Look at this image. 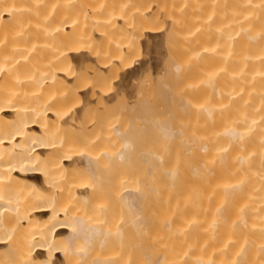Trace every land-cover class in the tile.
Masks as SVG:
<instances>
[{"label":"bare ground","instance_id":"obj_1","mask_svg":"<svg viewBox=\"0 0 264 264\" xmlns=\"http://www.w3.org/2000/svg\"><path fill=\"white\" fill-rule=\"evenodd\" d=\"M171 37L185 75L200 74L208 50L222 63L189 162L151 152L142 178L128 121L111 125L113 115L96 130L86 113L108 110L117 92L132 101L147 66L162 73ZM142 45L147 59H133ZM203 80L185 81L181 101ZM185 250L200 251L196 263ZM132 251L147 264H264V0H0V264L138 263Z\"/></svg>","mask_w":264,"mask_h":264},{"label":"rangeland","instance_id":"obj_2","mask_svg":"<svg viewBox=\"0 0 264 264\" xmlns=\"http://www.w3.org/2000/svg\"><path fill=\"white\" fill-rule=\"evenodd\" d=\"M139 2V1H138ZM141 2V1H140ZM141 4H142V2H141ZM140 4V5H141ZM139 5V4H138ZM214 29H216V28H214ZM213 28L211 29L212 30V33H210V35H209V33H208V38H210V40L208 39V38H206L205 39V41H203L205 44L204 45H206V47H208V48H210L209 50H212L213 51V49H216L215 48V45L217 44V45H219V43H218V41L220 40V38H219V40L216 38V37H214V35H213V30H214ZM215 31V30H214ZM155 32V30L152 32V33H149L148 34V36L150 35V34H156V33H154ZM208 32V31H207ZM212 34V35H211ZM214 34H216L215 32H214ZM157 35V34H156ZM155 35V36H156ZM206 35H207V33H206ZM216 38L215 40H216V42H214L215 40H214V38ZM152 35H150V37H149V39L147 38V40L145 41V43H151L152 42ZM164 38V37H163ZM172 39H174V40H172ZM214 41H213V40ZM177 38L176 37H171V39H170V41H169V43L167 42V41H165L164 39H162L161 40V52H162V55H163V59H164V65H163V71L161 70L160 72H162V73H157V75H155L153 72V70L150 68V66H147V70H146V73L145 74H143V76L139 79V81L137 82V83H135L134 85H133V88L135 89V92L131 89V91L132 92H130L131 94H132V98H133V100L132 101H130L131 102V104L132 105H130L129 103V101L127 102V104H126V99H125V95H124V93H122V92H117L115 95H114V102L115 103H113L111 106L113 107H111V106H109V109L108 110H106V111H104L103 112V110H102V108H101V111H100V113H97V111H96V113H95V108H94V105H92L91 106V108H89V110L87 111V113H86V115H89V114H92V116L94 117L95 115L94 114H97L96 116H98L99 118L98 119H96V117H94L93 119H92V116H90V118L89 119H92L91 120V124L90 123H88L86 120H88V117L86 116V117H84L85 119L83 120V122L84 123H88V125H92V122H93V127H94V129H95V127L97 126L98 128H101V125H102V127L104 126V124H105V122H107V120L108 121H112V117H110V116H113V121H115V119H116V121H115V123L113 124V123H111L110 122V124L111 125H116L117 127H121L122 126V123L124 124V125H126V124H128V125H126V127H124V128H126L125 130L127 131V137H129L128 139H130V142H131V149H130V162L132 163L131 164V166L132 167H130L131 168V170H132V174H134V175H136L135 174V172L136 173H138V175L139 176H141L142 178L144 177L143 176V173H144V169L145 168H148L149 166L145 163V161L147 162V160H148V163H149V160L150 159H154L155 157L154 156H151V155H153V154H157V153H159V152H161V153H159L160 155L163 153V155H162V157L163 156H166L165 158L167 159V162H168V160H170L171 159V161H169V162H173L174 160H175V158L177 159V157L179 156V154H182V155H185L184 157L185 158H183V156H180L179 158H183V159H181V160H184L185 162H189V160L188 159H190V155L188 154L189 152H186V151H191V149H189V148H192V146H194V148H193V150H197L196 148H198V146H200L199 145V143L201 144V142H199V140H200V138L201 137H203V136H205V132H206V129L207 128H205L204 126H206L207 127V121L206 120H208L209 121V119H207V118H209L208 116H207V114H206V111H205V109H204V107H203V105H206V101H208V96L209 95H212L213 94V92H210V93H212V94H210L209 93V88H208V82H212L211 80L213 79H211V78H209L208 76H210V75H212V74H214L216 71H219V70H213V69H216V67H218V65H220L219 63H222V59H221V54H219V50H220V48H219V50L217 51L216 50V52H215V50H214V53H211V52H208L209 50H208V48H207V53L206 54H204L205 56H204V61L202 62V64L201 65H203L202 67H203V70H201V68H200V70H201V72H200V70H199V72H200V74H195L194 76H192L191 77V75H189V76H187V75H185V73H183L181 70H176L171 64H175L176 63V61L177 62H180L181 63V61H183V59H181V58H183V56L186 58L187 57V54H186V56L183 54L184 52V50L182 49H180V48H177V47H179L178 46V42H179V40H177ZM175 42L176 43H178L177 44V46L175 45ZM180 42H181V40H180ZM202 42V43H203ZM216 43V44H214V43ZM210 43V44H209ZM181 44V43H180ZM179 44V45H180ZM212 44H214L213 46H214V48L213 49H211L212 47L210 46V45H212ZM165 45V46H164ZM203 45V46H204ZM216 45V46H217ZM181 46V45H180ZM202 46V45H201ZM220 46V45H219ZM219 46H217V48L219 47ZM176 47V48H175ZM205 47V48H206ZM139 48V49H138ZM172 48V49H171ZM174 48V49H173ZM204 48V49H205ZM144 49L146 50V52L144 51ZM177 49H178V51H181L180 53L177 51ZM137 50V51H136ZM135 51V55H133L134 57H132L133 59H136V60H140L141 59V61L142 60H145V59H147V58H145V56L147 55V57H148V51H147V49H146V47L144 46V45H142L141 47H137V49H136ZM163 50V51H162ZM172 50V51H171ZM173 50H176V54H177V56L175 55V51H173ZM206 50V49H205ZM168 51V52H167ZM140 52V53H139ZM143 52V53H142ZM139 53V54H138ZM174 53V54H173ZM209 53V54H208ZM219 54L218 55V57H217V55L216 54ZM178 54H182V57H181V55H178ZM212 54V55H211ZM215 55V56H214ZM173 56V57H172ZM176 56V57H175ZM179 56V57H178ZM220 56V57H219ZM178 57V60L176 59ZM169 58H171L170 60H169ZM174 58H175V60H174ZM184 58V59H185ZM210 58V60L208 61V59ZM152 59V57H150L149 56V60H151ZM173 60V61H172ZM206 61V62H205ZM212 61H214V62H212ZM175 62V63H174ZM209 62H211V63H209ZM207 63V65H204V64H206ZM208 64H210V68L209 67H207L208 66ZM201 65H200V67H201ZM214 66V67H213ZM210 70H209V69ZM207 69H208V71H207ZM218 69H220V67H218ZM172 70H173V72H172ZM171 71V72H170ZM210 71V73H208ZM213 71V72H212ZM148 72H149V74H148ZM171 74H170V73ZM182 72V73H181ZM188 72V71H187ZM186 72V73H187ZM155 76H154V75ZM182 74V75H181ZM205 74V75H204ZM209 74V75H208ZM160 75V76H159ZM162 75V76H161ZM202 75L204 76L203 78H204V82L207 80V82H205V84L203 83V87H198L197 89H198V92L195 94L192 90H191V87H190V90L188 91L187 90V88H186V90L188 91L187 92V95H190L191 97L193 96V95H195L194 97H192V100L191 101H188V102H183V101H181V97L183 96V94L185 93L184 92V90L182 91L181 89H184L183 88V86H185V81H189V82H191L192 80H190V79H193V81H195L194 82V84H196V83H200V82H202L201 80L203 79L202 78ZM157 76V77H156ZM198 76V77H197ZM201 76V77H200ZM156 77V78H155ZM200 77V78H199ZM211 77V76H210ZM119 78V75H118V73H115L112 77H111V80L110 81H105L102 85H101V90H104V89H106V88H108V86H110L111 84H112V81L113 80H115V79H118ZM145 78V79H144ZM160 78V79H159ZM162 78V79H161ZM182 78V79H181ZM189 80H188V79ZM202 78V79H201ZM219 78V79H218ZM220 74L218 73V75H217V77H215V81H217V80H220ZM120 79V78H119ZM186 79V80H185ZM197 79L199 80V82H196L197 81ZM201 79V80H200ZM211 79V80H210ZM193 81H192V83H193ZM114 84H115V81L113 82ZM151 83V84H150ZM207 83V84H206ZM210 83H209V85H210ZM114 84H113V86H114ZM201 84V83H200ZM199 84V85H200ZM206 85V86H205ZM178 88V89H177ZM196 88V87H195ZM201 90H200V89ZM203 88V89H202ZM207 88V89H206ZM211 88V87H210ZM159 89V90H158ZM192 89H193V87H192ZM206 89V90H205ZM185 90V91H186ZM210 90H212V89H210ZM134 92V93H133ZM182 92V93H181ZM190 93H192V94H190ZM194 93V94H193ZM207 94V95H206ZM180 95H181V97H180ZM204 95H206V96H204ZM178 96L180 97V98H178ZM196 97H197V99H196ZM207 97V98H206ZM175 101H174V100ZM193 99L195 100V101H193ZM201 99V100H200ZM124 101H125V104L122 106V104L124 103ZM192 102V103H191ZM203 102V103H202ZM197 103V104H196ZM129 104V106H130V109L128 108H126L127 106L126 105H128ZM191 104V105H190ZM199 104V105H198ZM168 105V106H167ZM201 105V107H199ZM116 108H115V107ZM128 106V107H129ZM171 106V107H170ZM176 106V107H175ZM111 107V108H110ZM124 107V108H123ZM200 109H199V108ZM100 108V107H99ZM122 108H123V110H122ZM191 108V110H189ZM196 108V109H195ZM98 109V108H97ZM114 109H116V110H114ZM94 110V111H93ZM98 110H100V109H98ZM203 110V111H202ZM111 111V112H110ZM121 113H120V112ZM187 113H186V112ZM194 111V112H193ZM196 111H198L199 113H197ZM178 112V113H177ZM181 114H180V113ZM191 112H193V113H195L194 114V116H193V113H191ZM102 113H104L103 115H101ZM118 115H116V114ZM119 113V114H118ZM190 113H191V115H190ZM200 113H201V115H200ZM205 113V114H204ZM112 114V115H111ZM167 114V115H166ZM187 114H189V115H187ZM101 115V116H100ZM107 115V116H106ZM124 116L125 115V117H121V116ZM195 115H197L196 117H197V119L195 118ZM200 115V116H199ZM106 116V117H105ZM169 116V117H168ZM173 116V117H172ZM192 116V117H191ZM104 117V118H103ZM109 117V118H108ZM114 117H115V119H114ZM120 117V118H119ZM182 119H181V118ZM185 117H186V119L188 118L189 120L188 121H185L186 119H185ZM204 117V118H203ZM87 118V119H86ZM123 118H126V119H124L123 120ZM166 118V119H165ZM180 118V119H179ZM199 118H202V119H200V120H198ZM96 119V121H94ZM107 119V120H106ZM111 119V120H110ZM159 119H160V121H159ZM172 119V120H171ZM185 119V120H184ZM195 119V120H194ZM105 120V121H104ZM120 120V121H119ZM175 120V121H174ZM178 120V121H177ZM198 120V121H197ZM86 121V122H85ZM99 121H101V122H99ZM103 121V122H102ZM123 121H128V123L126 122V124L123 122ZM165 121V122H164ZM171 121H172V123H171ZM177 121V122H176ZM190 121V122H189ZM192 121H194V123L195 124H193V125H191V122ZM203 121H205V123L206 124H204V122ZM94 122L95 123H98L99 122V125L98 124H94ZM161 122V123H160ZM184 122H188V124H184ZM197 122H199L198 124L199 125H202L201 127L200 126H198V124H197ZM203 123V124H200V123ZM164 123V124H163ZM171 123V124H170ZM179 125H178V124ZM189 123H190V125H189ZM119 124H121V125H119ZM168 124H170L171 126H170V130L172 129V137L171 138H167L166 136H164V132L162 131V128L165 126H167V128L169 127V125ZM183 124V125H182ZM96 125V126H95ZM123 125V126H124ZM163 125V126H162ZM174 126V127H173ZM194 127L195 128V130L193 129V128H188V127ZM91 128H92V126H90ZM97 127H96V130H97ZM176 127L178 128L177 129V132H176ZM201 129H200V128ZM188 128V129H187ZM204 129V131H203V129ZM173 129H175V130H173ZM184 129H185V131H184ZM198 129V130H197ZM190 130H192V131H190ZM201 130V131H200ZM95 131V130H94ZM196 131V132H195ZM175 132V133H174ZM183 132V133H182ZM186 132V133H185ZM193 133V134H190L191 135V137H190V135L189 134H187V133ZM201 132V133H200ZM204 134H203V133ZM164 133V134H163ZM169 134H170V132H169ZM168 134V135H169ZM176 134V135H175ZM183 134V135H182ZM186 134V135H185ZM199 134V136H200V134H201V137L198 139V137H197V135ZM171 135V134H170ZM169 135V136H170ZM178 135V136H177ZM183 137V139L184 140H182V138L181 137ZM184 136H186V138L184 137ZM189 136V137H188ZM179 137V138H178ZM175 138H176V140H175ZM188 138V139H187ZM173 139V140H172ZM195 139V140H194ZM198 139V140H197ZM117 141V143H119V138H117L116 139ZM162 140V141H161ZM164 140V141H163ZM165 140H167V141H165ZM169 140H171V141H169ZM174 140H175V143H174ZM188 140H191V141H188ZM188 141V142H187ZM163 142H165V143H163ZM185 142V143H184ZM195 144H193V143ZM196 142H198V146H197V143ZM161 143V144H160ZM163 143V144H162ZM169 143V144H168ZM178 143H179V145H178ZM176 144V145H175ZM174 145V146H173ZM178 145V146H177ZM184 146V147H182V148H180L181 146ZM189 146V147H188ZM197 146V147H196ZM180 149H179V148ZM188 147V148H187ZM160 148H162V149H160ZM158 149H159V151H158ZM170 149V150H169ZM179 149V150H178ZM181 149H184V150H181ZM186 149H188V150H186ZM179 151V152H177V151ZM167 151H171L170 153L173 155V158H174V154H176V156L177 157H175L174 159H172V156H171V154L169 153V152H167ZM151 152H152V154H151ZM154 152V153H153ZM176 152V153H175ZM185 152V154H183ZM132 153V154H131ZM174 153V154H173ZM186 153L188 154V155H186ZM144 154L146 155L147 154V156H148V158L149 159H144L143 157H144ZM149 154H151V155H149ZM165 154V155H164ZM169 154V155H168ZM178 154V155H177ZM141 157L143 158V159H141ZM156 159V158H155ZM154 159V160H155ZM188 161H187V160ZM192 160V159H191ZM150 162H152V161H150ZM156 162H159V161H156ZM147 166H146V165ZM155 164V163H154ZM160 165V164H159ZM157 167V165L155 166V168ZM133 169L135 170V171H133ZM159 169V168H158ZM156 173H157V171H156ZM158 174V173H157ZM157 174H154V176H156ZM145 175V174H144ZM157 177V180L158 181H156V182H152V184H156V185H154V186H157L159 183V179H160V177H158V176H156ZM140 178V177H139ZM153 179H156L155 177L153 178ZM189 179V178H188ZM185 180H187V178L185 179ZM187 183H189V181L187 182ZM152 191V193L154 194L155 192V195L157 194V191L156 190H151ZM153 201V200H152ZM156 203H152V205L155 207L156 205H155ZM197 238H200L199 236L197 237ZM187 239H189V238H186V240ZM185 240V241H186ZM186 243V242H185ZM186 251V252H185ZM185 251H183L182 253H187L188 251L187 250H185ZM196 251V250H195ZM195 251H194V253H195ZM198 251V253H199V255H196V253L194 254L193 253V251L192 250H190L189 251V253H190V255H189V253H187V254H183V255H185L186 257H185V260H184V262H186V261H191L192 260V262L193 261H195V263H196V260L195 259H197V258H199V256H200V251L199 250H197ZM196 251V252H197ZM191 252H192V254H191ZM131 254H128V256L129 255H131L132 256V258L131 259H133V261L134 260H136L137 259V261H139L138 263H136V261H134L136 264H144L141 260L144 258V254L143 253H141V252H134V251H132V252H130ZM167 253V252H166ZM124 254V253H123ZM171 254H173L172 252H171ZM168 257H170L171 255L168 253V254H166ZM191 255H193V256H191ZM201 255H202V252H201ZM143 256V257H142ZM130 257V256H129ZM188 257H190L189 258V260H188ZM197 257V258H196ZM127 259H128V257H127ZM138 259H141V260H138ZM129 261V264H131L132 263V261H130V260H128ZM126 263H127V261H125ZM125 262H123V263H125ZM133 262V264H135ZM141 262V263H140ZM191 262V264H193ZM145 264H147V263H145ZM187 264H188V262H187ZM190 264V263H189Z\"/></svg>","mask_w":264,"mask_h":264}]
</instances>
